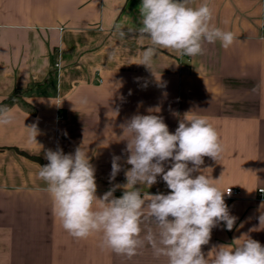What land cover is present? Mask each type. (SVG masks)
<instances>
[{
    "label": "crops",
    "instance_id": "0c3cea01",
    "mask_svg": "<svg viewBox=\"0 0 264 264\" xmlns=\"http://www.w3.org/2000/svg\"><path fill=\"white\" fill-rule=\"evenodd\" d=\"M201 3L192 0L191 6ZM140 4L0 0V106L22 95L8 105L14 122L0 125V264H167L147 242L128 258L102 248L101 233L83 240L71 237L38 176L40 166L48 163L46 150L68 154L81 146L95 167L98 197L113 185H125L130 165L124 163L128 154L123 150L130 136H121L120 125L157 107L173 133L186 113L207 117L223 152L218 161L204 157L201 168L221 190L241 189L239 197L225 199L237 218L233 229L223 223L213 228L202 251L235 246L247 236L264 246V224L258 220L264 200L257 197L264 188V0H209L213 24L236 39L227 49L219 41L205 42L203 53L193 57L159 49L151 70L165 87L136 64L151 44L138 31ZM82 98L86 105L79 103ZM33 123L37 143L28 141L25 128ZM113 155L121 157L124 170L110 183ZM139 188L150 194L170 192L159 177L150 188ZM122 194L123 188L114 192L117 198ZM149 227L157 231L145 221L141 238Z\"/></svg>",
    "mask_w": 264,
    "mask_h": 264
},
{
    "label": "clouds",
    "instance_id": "9594fccd",
    "mask_svg": "<svg viewBox=\"0 0 264 264\" xmlns=\"http://www.w3.org/2000/svg\"><path fill=\"white\" fill-rule=\"evenodd\" d=\"M191 4L192 0H141L138 31L151 44L136 64L153 74L151 67L159 49L193 57L203 53L205 42L219 41L225 49L233 44L234 33L213 24L209 0L197 7ZM154 77L158 86H166ZM79 103L86 105L87 99ZM159 112L158 107L149 108L147 114H134L120 125L121 136H130L123 150L128 154L124 163L130 165L125 170L127 182L113 185L102 197L96 195L95 167L81 146L68 154L60 148L45 151L48 163L40 166L38 176L47 185L53 213L62 228L77 240L101 233L102 248L128 258L147 242L157 258H167V264H264V246L248 236L235 246H213L207 254L202 251L213 228L223 223L231 231L237 219L225 202L231 187L221 190L201 168L204 157L218 161L223 146L207 117L186 113L173 133ZM14 120L11 109L0 106V125ZM25 128L29 130L28 141L37 143V124ZM122 170L121 157L113 155L110 183ZM158 177L170 192H141L140 185L150 188ZM119 188H123V194L117 198L114 192ZM258 220L259 225L264 224V213ZM145 221L154 223L157 231L149 227L141 238V224Z\"/></svg>",
    "mask_w": 264,
    "mask_h": 264
},
{
    "label": "built area",
    "instance_id": "2783aa9c",
    "mask_svg": "<svg viewBox=\"0 0 264 264\" xmlns=\"http://www.w3.org/2000/svg\"><path fill=\"white\" fill-rule=\"evenodd\" d=\"M229 188H227L226 190H228ZM240 194H241V189L236 188V187H231V195L230 196L225 195V199L226 200L235 199V198L239 197ZM257 197L260 200H264V188L258 189V191H257Z\"/></svg>",
    "mask_w": 264,
    "mask_h": 264
},
{
    "label": "trees",
    "instance_id": "16d2710c",
    "mask_svg": "<svg viewBox=\"0 0 264 264\" xmlns=\"http://www.w3.org/2000/svg\"><path fill=\"white\" fill-rule=\"evenodd\" d=\"M22 95H21V93H20V95L19 94H14L13 96H11L10 98H8L4 103H3V105L2 106H7L8 107V105H11V104H13V103H15V102H17V101H20V97H21Z\"/></svg>",
    "mask_w": 264,
    "mask_h": 264
}]
</instances>
